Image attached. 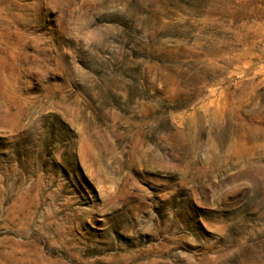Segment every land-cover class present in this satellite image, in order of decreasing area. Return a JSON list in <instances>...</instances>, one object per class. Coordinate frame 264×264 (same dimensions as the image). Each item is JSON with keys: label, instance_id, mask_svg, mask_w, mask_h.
Wrapping results in <instances>:
<instances>
[{"label": "rangeland", "instance_id": "374dc122", "mask_svg": "<svg viewBox=\"0 0 264 264\" xmlns=\"http://www.w3.org/2000/svg\"><path fill=\"white\" fill-rule=\"evenodd\" d=\"M0 264H264V0H0Z\"/></svg>", "mask_w": 264, "mask_h": 264}]
</instances>
